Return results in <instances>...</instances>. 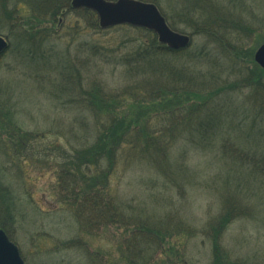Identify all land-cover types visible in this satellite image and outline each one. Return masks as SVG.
<instances>
[{"label": "rangeland", "instance_id": "374dc122", "mask_svg": "<svg viewBox=\"0 0 264 264\" xmlns=\"http://www.w3.org/2000/svg\"><path fill=\"white\" fill-rule=\"evenodd\" d=\"M156 1L191 36L161 64L131 56L152 32L101 28L70 0L54 15L32 7L49 0H0L15 19L0 23V219L9 205L25 264H127L144 225L152 259L137 264H264V74L243 82L264 0H217L240 16L219 41L176 21L175 0ZM215 117L212 131L194 126Z\"/></svg>", "mask_w": 264, "mask_h": 264}, {"label": "trees", "instance_id": "16d2710c", "mask_svg": "<svg viewBox=\"0 0 264 264\" xmlns=\"http://www.w3.org/2000/svg\"><path fill=\"white\" fill-rule=\"evenodd\" d=\"M49 1H51V3H49L48 5L34 4L32 7H33V9L38 10L39 11L38 13H43V14L48 13L51 10L50 11L51 15L56 14L58 12V10L64 8L65 6H67V8H69L68 7L69 6V3H68L69 0H65L66 4L64 6L60 5V3H58V1L57 2L55 0H49ZM144 1L154 2L158 6L156 0H144ZM41 3H43V2H41ZM3 4L5 5L4 2H3ZM168 5L170 6V9L172 10L173 15L177 18L176 21H180V22H184L185 24H188V27L192 33L202 34L206 37L214 38V40H216V41H219V38H222V36H221L222 35L221 30L222 29H229L226 27H222V26H226L224 24L232 25V23H237L240 21V16L238 14L230 12L226 6L220 4L217 0H181V1L175 0L173 5H170V4H168ZM2 6L0 8L1 10H2ZM3 13L4 14L6 13L5 16L0 12V23L3 22L2 20H8L9 22L15 21V19H13V17H12L14 13H10L8 15V12L7 11L4 12V10H3ZM7 15H8V17H7ZM9 18L12 20H10ZM166 19H167V17H166ZM168 24L170 25V27L177 30V28L175 27L176 25L173 21H169ZM136 29H138V28H136ZM235 29L242 30V28L239 26H236ZM138 30H141L142 32L150 33L149 31H146L144 29H138ZM38 32L39 31L34 30L33 33L28 34L25 30H22L20 32V34L22 35V38H20L19 40L20 41L21 40L26 41V40L30 39L33 41V43H37L38 38H39ZM181 52H183V50H178V51L171 50V49H168L166 46L159 44L156 41V37L153 36V41L149 45L144 44V43H137L133 49V55H131V56L134 58L133 61H136V62L145 61V63L151 64L153 62V60L158 59V63L161 64L160 57H162L164 54L175 55V54H179ZM128 61H129V63L131 62L126 57L125 61H122V62H124L125 64H128ZM253 65L254 66L250 69V74L253 76L247 77V79L243 82H247V85H252V84H256V85L259 84L260 85L262 75L264 74V70L260 69L256 64H253ZM169 71H171V69ZM258 79H260V80H258ZM217 121H218V118L216 119V117L214 119L213 118L212 119H205V121L201 120L200 123H196L194 126H197L198 128L199 127H202V128L206 127V129L212 131V129H215L216 127H218ZM127 126H129V124ZM194 126H192L191 128L194 129ZM110 128H114V126L110 127ZM125 130H126V128H125ZM102 135L103 134H101L100 139H102ZM119 139H120V136L115 135V133L110 134L109 135L110 141H108L107 146L114 144V143L119 144L118 143ZM150 142L153 143L152 140H150ZM98 145L105 146L106 143L100 142ZM94 164H96L95 161H94ZM5 189H3V190H5ZM3 190H2V188H0V192H2ZM94 197H95V195H94ZM90 205L92 208L94 207V209L97 208L96 202H91ZM231 208L232 209L228 208L229 212H227L223 215V220L231 219L233 217L230 212H232L234 208L233 207H231ZM4 210L5 211L2 214V215H4L3 216L4 219H0V227H2L8 235H10L8 228H9V225L12 224L10 222V220L12 219V210L10 209L9 205L4 206ZM128 218H129V222L131 220H134V216H132V215H129ZM93 219H96V218H93ZM7 226H8V228H7ZM142 227L144 228L142 230H141V226L139 228L132 230V238L131 239H133V240L130 243V245H127L122 250L123 251L122 259H123V261H126L127 264H137L138 262H141V261L145 262L148 258L152 257V255L151 256L150 255L147 256V255L150 254L149 250H152L151 248L153 246L148 242H144L143 240L141 241V236L144 237V235L147 234V236L153 235V238H155V236H154L155 232L146 225H144ZM213 230H215V227H213ZM152 233H154V234H152ZM215 247H216V245H215Z\"/></svg>", "mask_w": 264, "mask_h": 264}, {"label": "water", "instance_id": "95a60500", "mask_svg": "<svg viewBox=\"0 0 264 264\" xmlns=\"http://www.w3.org/2000/svg\"><path fill=\"white\" fill-rule=\"evenodd\" d=\"M74 8L84 7L94 11L102 28L117 24H129L153 31L160 43L169 48L186 47L190 37L172 30L154 3L140 0H71ZM7 47L6 40L0 36V53ZM254 61L264 69V42L255 50ZM0 264H24L18 248L9 241L0 228Z\"/></svg>", "mask_w": 264, "mask_h": 264}]
</instances>
